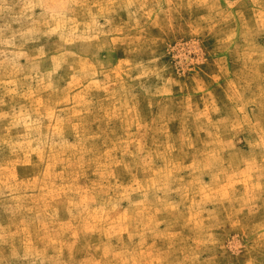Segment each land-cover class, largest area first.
Returning <instances> with one entry per match:
<instances>
[{
  "label": "clouds",
  "instance_id": "obj_1",
  "mask_svg": "<svg viewBox=\"0 0 264 264\" xmlns=\"http://www.w3.org/2000/svg\"><path fill=\"white\" fill-rule=\"evenodd\" d=\"M0 264H264V0H0Z\"/></svg>",
  "mask_w": 264,
  "mask_h": 264
},
{
  "label": "rangeland",
  "instance_id": "obj_2",
  "mask_svg": "<svg viewBox=\"0 0 264 264\" xmlns=\"http://www.w3.org/2000/svg\"><path fill=\"white\" fill-rule=\"evenodd\" d=\"M55 39V38H53ZM173 47L176 49L174 53H172L171 55H175L177 57V59H180L182 56L184 55H193L194 56V53H186L184 52L180 47H178L176 44L173 45ZM23 63V61H21ZM205 70H208L206 67H205ZM19 170V169H18Z\"/></svg>",
  "mask_w": 264,
  "mask_h": 264
}]
</instances>
